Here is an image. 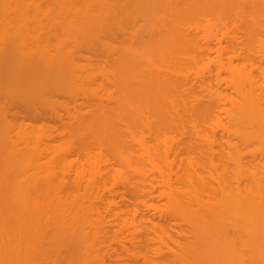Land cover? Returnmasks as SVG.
<instances>
[{
  "label": "bare ground",
  "instance_id": "1",
  "mask_svg": "<svg viewBox=\"0 0 264 264\" xmlns=\"http://www.w3.org/2000/svg\"><path fill=\"white\" fill-rule=\"evenodd\" d=\"M51 1L34 90L73 87L84 71L73 58L77 48L102 59L99 71L114 90L107 105L79 112L70 127L65 147L78 148L89 165L77 169L66 200L50 169L26 171L15 152L0 156V264L98 262L102 228L87 194L105 153L113 179L131 186L128 206L139 200L147 170L158 174L159 212L169 221L150 220V232L162 244L172 231L182 236L160 264H264V0ZM12 41L5 39L15 47ZM210 41H217L215 58ZM207 74L216 83L224 76L231 93L205 80L199 91L198 77ZM216 129L227 138L219 165L211 145L198 147V139L213 143ZM176 160L173 182L167 171ZM132 207L116 217L128 223ZM144 264L156 263L146 257Z\"/></svg>",
  "mask_w": 264,
  "mask_h": 264
},
{
  "label": "rangeland",
  "instance_id": "2",
  "mask_svg": "<svg viewBox=\"0 0 264 264\" xmlns=\"http://www.w3.org/2000/svg\"><path fill=\"white\" fill-rule=\"evenodd\" d=\"M51 5V0H0V40L5 47L4 53L0 54V156L15 152L17 159L25 162L26 171L50 169L51 183L57 186V194L64 201L75 187L77 169H88L89 165L78 148L65 147L70 139V127L77 123L79 112L82 116L89 115L91 105H107L114 86L101 76L99 69L102 71L101 66L105 65L102 59L90 49L77 48L73 58L84 71L73 87L50 90L39 86L34 90L38 66L42 63L43 41L38 38L40 32H47L51 24ZM5 39L9 44L14 40L15 47L6 44ZM48 43L52 45L50 51H54L53 38L50 37ZM205 47L209 49L210 57L215 58L217 41H210ZM30 50L33 51L31 57H35L29 59L24 53ZM109 64L112 63H106L107 68ZM94 70L100 75L90 79L89 74ZM223 78L221 76L216 83L213 75L198 77V90L205 80L219 93L230 94ZM226 141L223 131L216 129L215 141L208 144L198 139V147L211 145V158L219 165L220 150ZM106 156L105 153L98 161V174L88 186L87 194L89 203L97 212L93 219L102 228L96 236L99 254L96 264H144L146 257L160 264L170 256L168 246L172 240H181L182 236L172 231L170 236L162 237V244L161 239L150 232L152 221L160 225L169 221L159 212L164 201L158 196L161 190L158 174L147 170L150 178L143 185L139 200L134 202L138 207L132 201L135 206L130 205L133 210L136 207V215L129 217L128 223L124 224L116 214L123 216L127 213L131 186L113 179L115 166ZM171 159L175 161L174 153ZM178 165L176 160L173 170L167 171L173 182L176 181ZM88 178L89 172L83 177V185L87 184Z\"/></svg>",
  "mask_w": 264,
  "mask_h": 264
}]
</instances>
